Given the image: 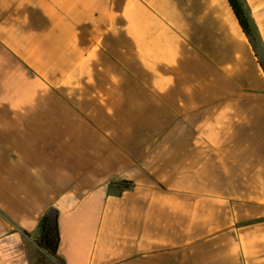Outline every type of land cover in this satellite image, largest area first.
Wrapping results in <instances>:
<instances>
[{"label": "crops", "instance_id": "crops-1", "mask_svg": "<svg viewBox=\"0 0 264 264\" xmlns=\"http://www.w3.org/2000/svg\"><path fill=\"white\" fill-rule=\"evenodd\" d=\"M0 264H264V70L228 0H0Z\"/></svg>", "mask_w": 264, "mask_h": 264}, {"label": "trees", "instance_id": "trees-1", "mask_svg": "<svg viewBox=\"0 0 264 264\" xmlns=\"http://www.w3.org/2000/svg\"><path fill=\"white\" fill-rule=\"evenodd\" d=\"M235 16L244 33L249 38L257 58L264 70V43L258 29L254 25L250 15L245 7L243 0H228ZM113 187L119 191H127L134 188L131 182H121L113 184ZM30 236L29 234L25 233ZM39 247L52 258L57 259L58 249L61 242L59 230V214L56 209L50 210L40 227L39 235L36 238Z\"/></svg>", "mask_w": 264, "mask_h": 264}, {"label": "rangeland", "instance_id": "rangeland-1", "mask_svg": "<svg viewBox=\"0 0 264 264\" xmlns=\"http://www.w3.org/2000/svg\"><path fill=\"white\" fill-rule=\"evenodd\" d=\"M259 32V31H258Z\"/></svg>", "mask_w": 264, "mask_h": 264}]
</instances>
